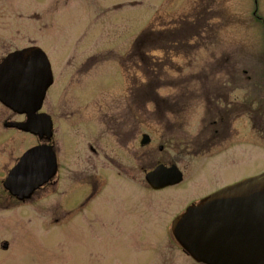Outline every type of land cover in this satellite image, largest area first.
<instances>
[{"label":"rangeland","instance_id":"1","mask_svg":"<svg viewBox=\"0 0 264 264\" xmlns=\"http://www.w3.org/2000/svg\"><path fill=\"white\" fill-rule=\"evenodd\" d=\"M32 45L48 56L57 79L42 111L55 115L61 167L68 146L70 175L57 194L45 189L20 208L0 210V264H195L178 247L172 221L213 187L264 171V132L251 128L264 103V0H0V61ZM94 61L100 66L87 70ZM218 95H229L218 107L247 104L236 120L238 137L210 154L184 156L180 168L201 171L183 185L151 190L145 166L128 155L124 134L133 119L142 124L147 114L156 123L153 132H139L151 134L155 146L197 140L213 131L210 99ZM159 108L170 110L173 126L182 109L178 130L159 124ZM2 110L0 163H7L10 149L18 155L36 141L4 134L2 120L11 113ZM84 169L86 179L75 177ZM95 173L91 197L86 185Z\"/></svg>","mask_w":264,"mask_h":264},{"label":"water","instance_id":"2","mask_svg":"<svg viewBox=\"0 0 264 264\" xmlns=\"http://www.w3.org/2000/svg\"><path fill=\"white\" fill-rule=\"evenodd\" d=\"M52 85L45 53L32 47L9 55L0 64V102L20 115V130L48 136L50 122L39 114ZM145 136L142 144L148 143ZM54 157L48 147L28 151L14 168L7 188L22 198L29 197L55 174ZM154 189L181 181L175 167H158L146 177ZM19 189V191H18ZM178 243L201 264H264V174L203 199L173 222Z\"/></svg>","mask_w":264,"mask_h":264},{"label":"flooded vegetation","instance_id":"3","mask_svg":"<svg viewBox=\"0 0 264 264\" xmlns=\"http://www.w3.org/2000/svg\"><path fill=\"white\" fill-rule=\"evenodd\" d=\"M99 45H101V42L99 40H97L95 42L94 46H99ZM116 45H118V44H116ZM131 46H134V44L132 43ZM117 50H118V48H115V51H117ZM130 51H133V50H130ZM9 53H11V52H8L1 59L0 62H2V60ZM68 57H70V56H68ZM97 58H98V56L96 54V55H93L91 60L92 59L96 60ZM70 61H71V59H69V58L66 59L65 62L67 63V66L70 65ZM97 66H100V65H98V63H96V61H94V63H92L91 66L89 68H87V70H92L93 68H95ZM79 71H81V68L78 69V72ZM53 75H54V73H53ZM53 78H54V80H53V85L51 86V88H53L57 83V79H56L55 75L53 76ZM57 96L52 98V101L55 104H57L56 103ZM228 96L229 95H218V97H215L214 99H210V103H211L212 107L209 108V112H210L209 124H210V127L213 128V131H211L210 136H208L209 135V132H208V134H206V135H201V138H198L197 140L193 139V140L180 141V140H178V137H177V139L163 140V144L155 146V145H153L154 139H153L151 134H149V133H142L141 134L139 132L141 129H145L147 131L150 130L153 132V129H151L152 128L151 126L156 125V123L151 122V119L149 118V116H146L147 114L143 115L142 121H144V122L142 124L139 122H135V119H133L134 122L132 121V123L129 125L130 129L128 132H126L124 134V139L128 140L130 143L131 148H129V151H128L130 161H132V162L136 161L138 163V165L142 164L145 166L144 168L146 170L142 169V172H141L144 175V177L148 173L152 172L159 165H163V166L168 167V168L175 166L177 169H179V171L181 172V174L183 176V181L180 184H177L176 186H173V187H168V188H164L161 190H153V191L162 192V191H165L168 189L178 188L179 186L183 185L186 182V180L189 179L190 176L192 177L194 175H197L199 173V171H201V167H200L201 165L194 167V168L192 167L191 171L185 170L182 167L180 168L179 164H181L184 156H190L191 155V157L197 158L204 151L206 153L208 152L210 154V152L216 150V147L218 145H222V144L223 145L224 144L229 145L232 142V138L238 137V135L235 131L236 130L235 124L237 121L242 119L244 114H246L247 104L240 102V104H238V105L233 104V106H232L231 103L227 102V103H229V105L227 107H218L216 101L219 99H223L222 103H224V101L226 102L229 100ZM261 98L264 99V95H261ZM0 105L6 111L11 113V115L6 116L8 114V112H5L3 110L1 111L2 115L6 116L2 120L3 123L1 121L3 128L5 129L4 134L17 132V133L29 135V136L35 138V141H36L34 145H31V146H30V144L26 145L24 147V149H22L24 151H22V153L18 154V155L16 154L14 149H10V151H9V155H10L9 162L0 163V210L1 211H7V210H13V209L20 208L23 205L30 203L35 197L38 198L40 196V193H42L45 189H51L52 195L57 194L59 191V188L62 187L64 184L63 180L65 181L66 178L70 175V168L68 167V164H67V160L69 157L68 153L70 150H69L68 146H65V148L68 150L67 152L63 149L64 165H63V167H61V162H60V158H59V153L61 151V147L59 148L57 141H56V128L57 127H56V123L54 122V118H55L54 114L52 115L50 113H47V116L49 117V122L51 124V129L49 131V135L46 138H41L39 136H34V135L29 134V133H24L23 131L17 129L15 125L25 122L27 119L26 116L18 115L16 113L12 112L11 110H9L5 106H3L1 103H0ZM248 105H250V104H248ZM260 105H261L260 111L259 112L256 111L255 117L252 119V121L254 123H252L253 125H251V128L255 134H257V132H262V133L264 132V116H263L264 115V103L260 102ZM254 106H255V104H254ZM43 108H44V104H43L42 110H43ZM42 110L40 111L41 113H43ZM168 111H170V110L169 109L167 110L165 108H159L156 110V112L154 111L155 113H153V116L156 117L155 118L156 120L157 119L159 120V124L161 126L171 125V127L173 129L175 128L178 130V119L182 120V116L184 115V114H182V109H179V110L177 109V112L173 113V116H175L174 117V119H175V125L174 126L171 124V119H170L171 117H168V115L166 114ZM146 112H147V110H146ZM145 134H148L150 137L149 143L145 146H141L142 147L141 150L136 151L135 150V144L138 141L137 139L141 137V140H142V137ZM140 145H141V141H140ZM195 145H196V147L200 146V148H195ZM41 146H48L49 153L54 157L56 172H55L54 176L46 184H44L42 187L35 190L29 197L22 198L19 195L14 194V192L12 190L7 188V186H6L7 181L9 179L10 175L12 174V171L14 170V168L20 163L23 156L28 151H30L31 149L36 148V147H41ZM15 148H17V147H15ZM178 149H180L179 152H178ZM90 151L93 153L94 156H97L98 151L96 149H94L93 147H90ZM154 157H159V160L156 162V164L151 165V158H154ZM172 157H174V160H171ZM209 158H211V157H209ZM90 161H91V159H90ZM225 164H227V163H225ZM64 166H66V168H64ZM92 166H93V168H92L93 171L97 172V166L95 164H93ZM202 169H203V165H202ZM66 171H67V177L65 178L64 175H65ZM263 172H260L258 174H253V175H250L248 177L245 174L244 175L242 174V175L238 176V177H240L239 179H237L231 183L223 184V185L216 187V188H214L213 184H212L213 189L211 187V189H212L211 191H209L205 195L189 202L187 205H185L184 209L177 216H179L183 212H185L188 207H190L194 204H198L202 199L210 196L211 194H214V193H216L220 190H223L229 186L237 184L243 180H246L247 178L257 176ZM224 173H227V170ZM75 174L76 173H74V175ZM86 176H87L86 171L84 169L80 175H76L75 177H80L78 179H86ZM96 177L97 176L95 173V177L91 176V180H89V183H87V185H86L90 188V190L92 189V194L90 195L91 197L95 196L96 192L98 190L99 181L96 179ZM61 178H63V179H61ZM226 180H229V177H227V175H226ZM18 191H19V189H18ZM91 197H89V199H85V201H87V202L90 201ZM66 202H69V197H66L64 205L66 204ZM82 207H83V204L81 205V208ZM59 222H60V219H55V221H54V223H59ZM178 247L180 248L179 245H178ZM8 249H9L8 244L4 243L3 251H8ZM194 263L198 264L196 262H194Z\"/></svg>","mask_w":264,"mask_h":264}]
</instances>
